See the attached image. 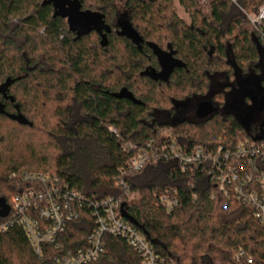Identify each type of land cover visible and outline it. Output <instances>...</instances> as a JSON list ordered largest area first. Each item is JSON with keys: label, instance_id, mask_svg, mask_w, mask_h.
<instances>
[{"label": "trees", "instance_id": "16d2710c", "mask_svg": "<svg viewBox=\"0 0 264 264\" xmlns=\"http://www.w3.org/2000/svg\"><path fill=\"white\" fill-rule=\"evenodd\" d=\"M115 1L0 0V107L32 124L0 113V224L28 186L20 177L45 174L92 202L121 199L125 219L135 221L174 264H264V223L250 204L233 193L225 196L202 169L182 172L159 157L125 176L127 190L116 183L135 153L127 145L143 149L174 141L187 152L199 146L214 152L264 139V125L247 120L249 111L238 118L220 109L191 121L189 105L176 108L212 95L219 76L227 83L213 97L228 107L234 79L260 72L264 41L242 10L257 11L264 0H239L242 10L229 0H178L189 24L177 15L174 0H127L125 22L133 36L116 25ZM73 2L79 15L95 17L97 25L77 32L72 22L71 28L72 16L58 8ZM170 59L182 66L161 82L154 76ZM256 93L251 105L264 118L258 103L264 86ZM13 125L18 129L7 128ZM168 191L178 199L171 214L159 201ZM92 213L83 206L60 235V247L45 245L41 255L22 227L0 233V264H62L65 251L88 247ZM104 242L106 253L93 264H141L124 240L106 236Z\"/></svg>", "mask_w": 264, "mask_h": 264}, {"label": "built area", "instance_id": "2783aa9c", "mask_svg": "<svg viewBox=\"0 0 264 264\" xmlns=\"http://www.w3.org/2000/svg\"><path fill=\"white\" fill-rule=\"evenodd\" d=\"M201 1L207 3V0ZM229 1L241 9L239 0ZM242 12L264 41V5L254 12ZM110 131L116 134L115 129L110 128ZM126 148L135 153L116 180L123 190L128 189L125 176L141 172L150 160L162 157L175 162L182 172L200 169L207 172L225 196L229 197L233 193L239 200L250 204L255 217L264 223V139H247L233 149L221 147L214 152H208L201 146L187 152L174 141L160 147L148 145L137 149L127 145ZM12 178L17 176L13 175ZM20 179L28 186L13 198L9 217L0 224V233L13 226L22 227L35 254L41 255L45 245L59 248L60 235L64 233L67 223L78 219L80 210L87 205L93 208L94 218L88 247L65 251L60 258L62 264L98 262L106 253V236L124 240L139 254L141 264H173L170 258L156 250L132 222L125 219L121 199L108 198L92 202L70 190L56 176L24 173ZM159 201L169 214L178 205V199L171 191L160 196Z\"/></svg>", "mask_w": 264, "mask_h": 264}, {"label": "flooded vegetation", "instance_id": "af4514ba", "mask_svg": "<svg viewBox=\"0 0 264 264\" xmlns=\"http://www.w3.org/2000/svg\"><path fill=\"white\" fill-rule=\"evenodd\" d=\"M125 6L127 8V12H125L123 15L121 16H118V13H117V17H116V25L118 27H120V31L121 32H126V26H125V21L127 20L128 18V12H129V9L127 7V1L125 3ZM83 15L81 16H78L76 21L74 22L75 24V27L77 29V32H80L82 29H84L85 27H88L85 25V20L83 19ZM74 20V19H73ZM97 25L96 24H91L90 26H95ZM182 64L175 60V59H170V60H164L162 62V73L161 74H158L157 76H154L156 77V79H158L159 81L161 82H165L169 77H168V73L169 72H172L175 68L177 67H181ZM260 73V72H259ZM258 73L257 74H252V75H249V76H241V75H238L236 77V79H234L233 81V85L231 87L232 90L230 93H228V95L226 96V102L228 104V107H219L216 102H215V97H213V93L217 92V91H221L222 88L225 86V84L227 83L225 81V83L223 84L221 80H219V77L216 78L214 81H213V84L211 86V90H210V94L212 95H207L206 97L204 98H194L190 101H188L186 104L183 102V103H180L176 106L177 108V112H178V108L180 110H182V108L186 105H191L192 103H194L195 100H199L198 103H197V106L202 103V102H210L214 108L216 109V111L213 113H217L218 111H220V109L223 110V112L225 111L224 109H226L227 111L231 110L232 108L234 110L232 111H229L228 113H231L233 116L235 115V117H238V118H241L240 115L241 113L244 111H249L250 113H248L247 115V120L251 121L252 123H254V125H259L260 126H263L264 125V118H260L258 120H253L254 119V116L252 114V112L254 111V108L252 107L251 105V101L252 100H255L256 99V96H257V93H256V87L257 86H264V74H262L261 77H257ZM152 77V78H154ZM233 96L237 97V98H240L241 101L243 102V104L245 105V109L243 108H239L241 113L238 112V108H235L234 105L236 104L235 100L233 99ZM258 97V96H257ZM264 97V94L259 98V101L261 100V98ZM258 101V103H259ZM230 103H232V106L230 105ZM239 103V101H238ZM249 105V106H248ZM188 106V107H189ZM197 106L195 107V109L193 110L194 111V114L189 116L190 120L191 121H195V120H198V121H201V120H205V119H208L211 117V114L210 116H208L207 118L205 119H199L196 115V110H197ZM260 108V106H259ZM261 109V108H260ZM262 110V109H261ZM259 111V110H257ZM243 114V113H242ZM245 114H243L244 116ZM242 116V118H243ZM182 118H185V117H181ZM179 118L177 117L176 121H178Z\"/></svg>", "mask_w": 264, "mask_h": 264}, {"label": "rangeland", "instance_id": "374dc122", "mask_svg": "<svg viewBox=\"0 0 264 264\" xmlns=\"http://www.w3.org/2000/svg\"><path fill=\"white\" fill-rule=\"evenodd\" d=\"M126 1L127 0H116L115 1V4H116V9H117V13H118V16H121V15H123L125 12H127L128 10H127V8H126V6H125V3H126ZM173 6H174V9H175V11H176V13H177V15L186 23V24H189L190 23V21H189V17H188V15H186V13L184 12V10H183V8L179 5V3H178V0H174V2H173ZM58 11L59 12H61V13H64V14H68V15H70V16H73L74 18H76L77 17V2H73L72 3V5L71 6H69L67 9L64 7V6H61V7H59L58 8ZM260 73H258V75H257V77L259 78V77H261L262 76V74H264V49H263V51H262V55H261V64H260ZM219 80H221L222 81V83L224 84L225 83V80L223 79V77H221V76H219ZM233 83V82H232ZM233 99L235 100V102H236V104H235V108H238V112H240L241 113V111H240V109L239 108H243V109H245V105L243 104V102L241 101V99L240 98H237L236 96L234 97L233 96ZM198 101L199 100H195L194 101V103H192L189 107H187V108H189L188 109V111H187V113H188V115L189 116H191V115H193L194 114V108H193V106H197V103H198ZM238 101H239V103H238ZM249 106V105H248ZM232 110H234L233 108L231 109V110H229V111H232ZM243 113H244V111H243ZM252 114H253V116H254V119L253 120H258V119H260V118H263L262 117V114L259 112V111H257L256 109H254V111L252 112ZM241 116H243L242 115V113H241ZM4 128V127H3ZM8 129H11V130H17L18 128L16 127V126H10V128H9V126L7 127ZM6 129V128H5ZM40 137V136H39ZM40 139V138H39ZM43 141V140H42ZM174 264V263H173Z\"/></svg>", "mask_w": 264, "mask_h": 264}, {"label": "water", "instance_id": "95a60500", "mask_svg": "<svg viewBox=\"0 0 264 264\" xmlns=\"http://www.w3.org/2000/svg\"><path fill=\"white\" fill-rule=\"evenodd\" d=\"M61 5H63V2ZM77 14H78L77 17L83 15V17H84L83 19L85 20L86 26L89 27L91 24H96V18L95 17H93L91 15H86V14H80L79 15L78 12H77ZM72 17L69 18L71 28H73L72 22L74 23L77 19V17L76 18H74V17L72 18ZM125 26H126V32H122V34L127 35V36H133V32L131 31L130 26L127 25V23L125 24ZM134 103L140 104L138 101H134ZM259 106L262 110H264V97H262L261 100L259 101ZM215 111H216V109L214 108V106L210 102H202L197 106L196 115L199 119H205L208 116H210L211 114H213ZM0 113L7 115L10 119L17 121L18 123H20L22 125H29L32 127V124L30 122H28V120L25 119V117H23L20 113H18L17 115H9L3 110L2 107H0ZM255 140H260V139H255ZM7 214H8V211L5 212L3 215L6 216ZM132 223L137 225L135 221H132Z\"/></svg>", "mask_w": 264, "mask_h": 264}]
</instances>
